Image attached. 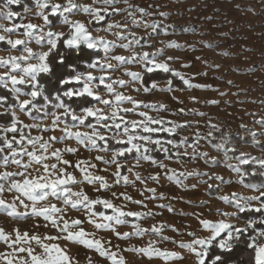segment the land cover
<instances>
[{"label":"snow or ice","instance_id":"obj_1","mask_svg":"<svg viewBox=\"0 0 264 264\" xmlns=\"http://www.w3.org/2000/svg\"><path fill=\"white\" fill-rule=\"evenodd\" d=\"M103 5L105 7L101 8L94 4L77 3L76 0H4V8L0 10V17L11 22V26L0 24V43L5 45L4 50L9 52L7 56H0V68L4 69L0 72V89L7 90L12 101L9 102V95H0V109H3L0 111V121H3L0 122V168L4 169L0 171V212L14 219L42 218L61 234L42 237L38 234L30 235L27 231L22 233L18 228H14L13 236L12 232L0 227V241L11 249L9 252H0L2 264H79V261L59 244L45 242L61 238L85 246L109 260L111 264H127L123 256L106 247L102 240L94 238L93 233L87 232L82 227L84 221L65 219L64 214L68 209L85 211L89 224L96 230L111 232L117 239L130 240L150 232L161 235L164 240L177 243L171 237L162 235L166 229L178 232L179 229L175 225H152L149 229L141 227L137 222L155 213L125 210L111 199L100 196L93 199L83 189L73 191V185L82 183L98 185L95 188L97 192L111 191L114 185H110L105 176L96 175L91 171L96 169V164L87 160H77L73 164L71 160L64 158V153H78L79 147L66 145L61 149L54 145L74 139L77 145L87 150L111 152L110 159H105L103 155H97L95 159L105 165H115V184L122 182L127 186L135 181L144 183L139 173L135 174V181H130L125 172L131 173L133 169L126 167L121 161L127 160L132 154L137 160V166L140 160H145L165 168L166 165L154 159L151 153L159 151L171 158L170 148L166 146L168 145L177 150L176 155L179 157V149L188 145L189 141L187 137L179 140L174 137L177 129L187 125L157 119L149 114L153 110H166L164 104L145 103L132 95L117 91V87L127 88L134 83H144V75L141 72L127 70L125 66L139 63L147 74H167L170 77L166 80L167 86L159 89L160 91H173V80L178 78L188 88H206L220 92L221 96L228 93L221 92L210 84L192 83L184 73L170 66L173 60L171 56L165 61H159L158 57L163 55L164 49L153 53L144 51L129 56H109L111 50L116 47L131 49L134 45H144L141 44L142 38H137L135 34H130L129 39L117 33L121 41L127 40V43L119 45L103 36L93 35L89 25L105 20L106 14H111L108 6H112V13L120 11L114 7L115 0H103ZM13 6L23 7L26 14L35 10L34 15L40 22H25V16L13 10ZM138 11L147 15L144 8H139ZM82 15L90 19L85 21L73 18ZM160 15L168 14L161 12ZM133 20L135 23H141L134 17ZM145 26H150L153 30L160 28L158 23ZM107 27L110 30L113 27L120 28L121 25L108 24ZM18 32L24 38L13 39L12 35ZM223 35L227 36L228 33ZM33 43L38 46V50L31 46ZM169 46L177 49L184 47L175 41ZM207 47L213 49L219 45L209 43ZM13 50L20 54L12 55ZM101 51L102 59L97 58ZM220 55L227 56L230 53L222 51ZM111 61H116V64ZM120 67H125L124 74L129 80L112 79L108 74L109 71L114 72ZM216 69L220 70V65H216ZM93 70L104 74L97 76ZM227 83L235 86L232 80ZM101 89L106 92L108 98L101 94ZM156 89L158 83L155 81L151 83V87H143L146 93ZM134 91L139 92L141 89L136 88ZM210 103L218 105L220 101L213 99ZM126 104L131 107H125ZM179 111L184 113L183 108ZM20 114L29 118L32 123H25ZM130 114L138 115L140 119L127 118ZM198 115L204 116L205 113L200 112ZM49 118L51 123H44ZM258 123L264 125V120ZM208 127L210 130L206 136L197 134L196 142L189 145L192 148L191 159L203 158L206 164L215 167L222 165L230 169L237 175L236 182L242 185L245 184L246 178L257 174V166L261 170L260 174L264 175V157L243 151L237 153L236 148L230 146V135L223 132L218 124L209 122ZM81 128H87L88 131L79 130ZM33 129L40 134L33 135ZM57 131L61 135H48L45 139L44 133ZM157 133H168L173 138L162 141L154 138L153 134ZM216 133H220V136L217 137ZM260 135H264V132ZM251 137L252 142L264 151V144L257 139V133L251 132ZM199 139L212 143L214 148L223 152L224 159L218 160L216 157H210L208 152H199ZM184 155H188L187 149ZM233 160L236 162L233 163ZM12 166H15V171L8 170ZM72 167L82 174V179L77 180V177L68 171ZM103 171H108V168ZM190 176H208V173L198 170L177 173L171 170L168 179L187 189L189 185L184 181ZM151 179L158 182L159 175L152 176ZM213 179L220 183L213 185L208 180L201 183L207 184L209 195L226 207H208L210 201L207 200H201L194 205L196 208L206 209L217 219L207 218L204 212L199 211L190 214L195 218L197 230L186 233L191 237L189 241L178 242V248L186 250L187 255L181 251L161 249L156 247L154 242H150L146 247L133 246L124 251L134 252L148 259L159 257L166 264H184L188 260L191 264H228L227 257L243 246V264H264V184L247 185L258 195L246 196L236 192L229 195L219 194L226 183L225 177L217 173L209 176V180ZM227 183L231 184L232 181L228 180ZM190 187L196 189L197 185ZM145 191L151 194L149 199H168L163 194L157 196L155 188H145ZM6 192L15 193L11 201L4 198ZM112 196L147 207L143 200L133 199L126 193L117 196V193L112 192ZM50 197L62 201L64 207H58L54 203L40 206L41 202L48 201ZM187 203L191 204L192 201ZM98 205L102 206L104 211H97ZM158 206L168 212H176L171 204ZM178 214L186 218L189 216L183 212ZM241 219L244 220L243 225L238 223ZM129 223L133 231L118 230L120 226ZM73 228L78 230L73 231ZM197 232L204 234L198 235ZM33 242L42 249L41 252L37 253L31 246ZM108 244H111V241H108ZM88 264H92L91 257L88 258Z\"/></svg>","mask_w":264,"mask_h":264},{"label":"rangeland","instance_id":"obj_2","mask_svg":"<svg viewBox=\"0 0 264 264\" xmlns=\"http://www.w3.org/2000/svg\"><path fill=\"white\" fill-rule=\"evenodd\" d=\"M60 2H63V0H60ZM76 2L94 4V6L101 8L105 7L103 0H76ZM108 7L109 13L111 14H106L104 21L89 25L90 30L93 31V35L103 36L105 39L115 41L119 45L120 43H127V40L121 41L116 35L117 33H121L129 39H131L130 34H135L137 38H142L141 44L144 45V47L134 45L131 49L116 47L111 50L109 56L113 54L129 56L134 53L141 54L144 51L153 53L164 49L163 55L158 57L159 61H165L171 56L173 60L170 62V66L184 73L187 78L191 79L192 83L210 84L214 88L220 89L221 92L228 93L226 96H221L220 92L211 91L206 88L187 87L182 90L174 86H172L173 91H160L159 89L167 86L166 81L158 82V89L147 93L143 91L144 85L140 83L131 84L127 88L117 87V91L124 92L126 95H132L137 100L144 101L145 103L166 105V110L159 112L153 110L149 112L154 118L187 125L185 128L177 129L176 132V134L181 136V139L187 137L189 141L188 145H184L179 149V157L176 155L177 150L168 145L166 146L175 155H171V158L167 156L158 158L151 153L154 159L166 165L165 168H160L158 164H153L145 160H140L139 166H137V160L132 157V154L129 155L127 160L121 161L126 167L133 169L131 173L125 172L129 176L130 181H135V174L139 173L144 183L135 181L134 184L130 183L127 186L122 182L121 184H115V176L113 175L116 171L115 165H105L95 159L97 155H103L105 159H110L111 152L103 153L87 150L77 145L74 139L54 145V147L61 149L66 145L79 147L80 150L78 153H64V158L71 160L73 164L77 160H87L96 164V169H91V171L96 175L105 176L109 184L114 185L111 191L102 190L97 192L95 188L98 185L82 183L73 185V191L83 189L93 199L97 196L111 199L113 203L123 207L125 210L155 213V215L146 216L137 221L143 228L150 229L152 225L171 224L175 225L179 231L172 232L170 229H166L162 234L163 236H168L176 240V244L170 240L162 239L161 235L150 232L143 237L121 240L117 239L111 232L96 230L88 223L87 214L83 210L68 209L64 214V218L69 221L74 219L84 221L82 227L87 232L93 233L94 238L102 240L106 247H110L112 251L123 256L127 264H166L162 258L154 257L148 259L137 253L124 250L133 246L137 248L146 247L150 242H154L155 246L161 249L181 251L182 254L187 255L186 250L178 248V242L181 240L189 241L191 237L186 233L197 230L195 218L190 214L199 211L204 212L207 218L217 219L214 214L209 213L206 209L196 208L194 205L201 200H207L210 201L208 207H226L214 199L213 196L209 195L207 184L201 183V181L208 180L213 185L219 184V181L214 179L209 180V176L218 173L224 176L226 180L223 190L219 194L230 195L232 192H236L246 196L258 195L257 192L247 185L264 184V181L262 183L250 181L245 182L244 185L237 183V175L230 169L222 165L215 167L206 164L203 158L191 159L192 148L189 146L196 142L197 134H200L201 137L207 135L210 130L208 125L211 122L218 124L223 132L230 135V146L235 147L237 153L243 151L253 156L264 157V151L252 142L251 137V132H256L257 139L262 144L264 143V135H260L261 132H264V125L258 123V121L264 120V0H115L114 7L120 11L118 13H112V6ZM3 8L4 0H0V10H3ZM139 8H144L147 15L141 14L138 11ZM13 10L21 12L25 16V22H40L34 15L35 10L30 14L24 13V9L17 10L14 6ZM161 12L167 13L168 15L161 16ZM133 17L136 21H141V23H135ZM73 18L85 21L90 19L84 15ZM153 23L160 24V28L153 30L150 26H145L152 25ZM0 24L11 26V22L2 17H0ZM108 24H119L121 27H113L109 30L107 27ZM224 33H228V35L225 36L223 35ZM12 38L24 37L18 32L13 34ZM173 41L184 47L180 49L170 47L169 45ZM209 43L218 44L219 47L209 49L207 47ZM31 46L34 50H38V46L35 43ZM5 47V45L0 43V56H7L9 54V52L4 50ZM222 51H227L230 55L221 56L220 53ZM11 54L19 55L20 52L13 50ZM97 58H103L102 51L101 55ZM111 62L116 64V61ZM185 65H188V67H185ZM216 65H220V70L216 69ZM125 67L127 70L144 74L142 64L132 63ZM125 67H120L114 72L109 71L108 74L112 79L129 80L130 78L124 74ZM2 71L4 69L0 68V72ZM93 71L97 76L104 74L99 70ZM204 73H207V75H204ZM228 80H232L235 86L229 85L227 83ZM136 88H140L141 91H134ZM101 94L105 95V98H108L106 92L102 89ZM213 99L219 100L220 103L218 105L211 104L210 101ZM124 106L131 107V105L127 104ZM99 107L104 106L99 105ZM181 108L184 109V113L179 111ZM0 111H3V109H0ZM200 112L205 113V115H198ZM20 115L25 123H32L23 114ZM127 118L140 119L138 115L134 114H130ZM44 123L50 124L51 119L49 118ZM79 130L88 131L87 128H81ZM32 134L37 135L40 133L33 129ZM53 134L57 136L61 135L59 131L55 133H44L45 139H47L48 135ZM153 136L162 141L169 139L160 135V133L153 134ZM216 136L219 137L220 133H216ZM185 149H187L188 155H184ZM198 151L208 152L210 157H216L218 160L224 159L223 152L214 148L213 144L205 139H199ZM49 162L54 163L55 161ZM232 162L235 163L236 161L233 160ZM104 168H108V171H103ZM8 170L15 171L16 168L12 166ZM171 170H175L177 173L198 170L201 173H208V176L187 177L184 182L189 185V188L185 189L168 179ZM0 171H4V169L0 168ZM68 171L72 172L77 177V180L82 179V174L74 167L69 168ZM260 173L261 170L257 166V174ZM155 175H159L158 182L151 179ZM261 176L264 177V175ZM228 180H231L232 183H227ZM193 184L197 185L196 189H191L190 186ZM145 188H155L157 196L163 194L168 199H149L148 197L151 194L145 191ZM112 192L117 193V196L120 193H126L132 196L133 199L143 200L147 207L132 204L129 201H125L122 197L117 199L112 196ZM14 196L15 193L12 192H6L4 194V198L9 201ZM187 201H192V203L189 204ZM49 203H54L58 207H64L62 201L51 197L48 201L41 202L40 206ZM161 204H171L176 209V212H168L165 208L158 206ZM20 210L23 211V208ZM181 212L188 213L189 216L186 218L178 214ZM238 223L243 225L244 220L241 219ZM46 224L47 226H45ZM36 225H39V227H36ZM0 227L5 228L8 232H12L13 236L14 228H18L22 233L27 231L30 235L38 234L42 237L61 235L56 228L52 227L49 222H45L42 218L14 219L7 217L2 212H0ZM72 230L76 231L78 228H73ZM118 230L121 232H131L134 229L131 223H129L128 225L120 226ZM181 233L185 234L181 235ZM197 234L203 235L204 233L197 232ZM108 241H111V244H108ZM45 242L59 244L75 260H78L79 264H88L89 257L92 259V264H111L106 258L100 257L98 253L78 243H73L63 238L54 241L45 240ZM31 246L37 253L42 251L35 242ZM9 251L11 249L0 241V252ZM184 264H191V261L188 260Z\"/></svg>","mask_w":264,"mask_h":264},{"label":"trees","instance_id":"obj_3","mask_svg":"<svg viewBox=\"0 0 264 264\" xmlns=\"http://www.w3.org/2000/svg\"><path fill=\"white\" fill-rule=\"evenodd\" d=\"M28 2H30V0H28ZM15 9L17 10H23L24 8L21 7V6H14ZM101 55V53H100ZM144 83L143 85L144 86H148V87H151V83L153 81L155 82H164L166 81L168 78H170L167 74H164L162 72H157V73H152V74H147L146 72H144ZM174 87L178 88V89H186L187 86L184 85L178 78L174 79L173 80V85ZM0 95H9V102L11 103V96L9 93H7V90L5 89H0ZM0 122H3V121H0ZM160 135L164 136V137H167V138H173L172 135L168 134V133H160ZM176 140H179L181 139V136L178 135V134H175V137H174ZM264 144V143H263ZM154 156L158 157V158H164L166 156L165 153L163 152H159V151H156V152H152ZM171 155L172 156H175L173 155L172 151H171ZM245 168L248 167V166H244ZM250 181H254V182H257V183H262L264 181V177L261 176L260 174H256L255 176H250L248 178H246V182H250ZM97 210L99 211H104V209L102 208V206H97L96 208ZM245 256V250L243 248V246H240V248L233 252L230 256L227 257V260H228V264H243V257Z\"/></svg>","mask_w":264,"mask_h":264}]
</instances>
